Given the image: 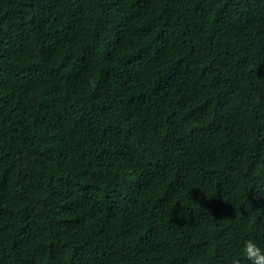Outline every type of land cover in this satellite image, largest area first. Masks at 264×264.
<instances>
[{
	"label": "trees",
	"instance_id": "trees-1",
	"mask_svg": "<svg viewBox=\"0 0 264 264\" xmlns=\"http://www.w3.org/2000/svg\"><path fill=\"white\" fill-rule=\"evenodd\" d=\"M264 245V0H0V264H248Z\"/></svg>",
	"mask_w": 264,
	"mask_h": 264
},
{
	"label": "clouds",
	"instance_id": "clouds-1",
	"mask_svg": "<svg viewBox=\"0 0 264 264\" xmlns=\"http://www.w3.org/2000/svg\"><path fill=\"white\" fill-rule=\"evenodd\" d=\"M241 251L248 264H264V245L257 240L252 238L244 239Z\"/></svg>",
	"mask_w": 264,
	"mask_h": 264
}]
</instances>
